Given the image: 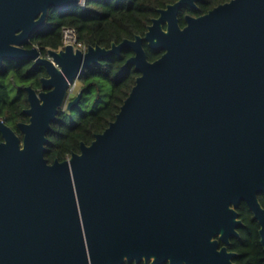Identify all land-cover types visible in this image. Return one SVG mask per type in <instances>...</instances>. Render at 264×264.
<instances>
[{
  "label": "water",
  "instance_id": "water-1",
  "mask_svg": "<svg viewBox=\"0 0 264 264\" xmlns=\"http://www.w3.org/2000/svg\"><path fill=\"white\" fill-rule=\"evenodd\" d=\"M161 8L145 35L111 47H27L52 7L81 0H0V64L34 60L24 141L1 121L0 264H238L231 240L246 202L264 244V0H231L201 16ZM145 42L163 50L149 58ZM131 48L140 72L116 118L68 158L46 157L81 75ZM47 89V90H46Z\"/></svg>",
  "mask_w": 264,
  "mask_h": 264
},
{
  "label": "trees",
  "instance_id": "trees-1",
  "mask_svg": "<svg viewBox=\"0 0 264 264\" xmlns=\"http://www.w3.org/2000/svg\"><path fill=\"white\" fill-rule=\"evenodd\" d=\"M176 1L86 0L84 5L68 9L52 7L46 24L34 33L27 46L37 45L45 53L48 48L58 49L63 43L64 27L72 26L77 31L78 40L86 46L99 44L111 47L113 42L145 35L153 19L159 15V9ZM224 1L227 0H205L201 3V10L194 12H206ZM145 47L151 60L164 52L149 48L146 42ZM133 54L131 48H125L120 54L93 64L81 75L79 88L83 95L80 104L72 109H61L48 133L51 141L46 157L50 162L56 158L64 160L73 152H80L83 142L90 144L95 135L103 132L116 118L140 74L134 65H125ZM46 73L44 66L33 65L32 60L4 59L0 64V116L13 123L26 120L23 108L28 103L23 97L24 87H41V77ZM79 106L83 111L76 114ZM259 198L264 206V193ZM238 211L243 224L239 228L240 236H234L229 247L238 253L235 261L238 264H264L261 224L246 202L241 203ZM140 264L147 263L143 261Z\"/></svg>",
  "mask_w": 264,
  "mask_h": 264
},
{
  "label": "flooded vegetation",
  "instance_id": "flooded-vegetation-1",
  "mask_svg": "<svg viewBox=\"0 0 264 264\" xmlns=\"http://www.w3.org/2000/svg\"><path fill=\"white\" fill-rule=\"evenodd\" d=\"M177 1H178V0H177ZM204 1H205V0H196V1H195L196 6H190V5H189V6H184V7H182V8L180 9V11H179V19H180V24H181L182 26H185V25L187 24V16H188V15H192V16H201V15H204V14L208 13L209 11H211L212 9H214L215 7L219 6L220 4H223V3L229 2V1H231V0H227V1H224V2H220L218 5L214 6L213 8L208 9L206 12L195 13L194 11H199V10H201V3L204 2ZM174 3H175V2H174ZM168 5H169V4H168ZM168 5H167V6H168ZM165 8H166V7H165ZM160 9H161V8H160ZM160 9H159V10H160ZM159 15H160V11H159ZM159 15H158V16H159ZM158 16H157V17H158ZM182 21H184L185 24H182ZM26 46H27V45H26ZM34 46H37V45H34ZM27 47H28V46H27ZM32 47H33V46H32ZM38 47H39V46H38ZM39 49H40V54H41L42 56H46V53H47V52H46V53L43 52V50H42L41 47H39ZM31 60H32V59H31ZM32 62H33V65H34V60H32ZM46 72H47V71H46ZM46 76H48V73H46V75H44V76L41 77V87L37 88V87H35V86H33V85H26V86L24 87L25 93H24L23 97L27 100V103H28V105H27L26 107L23 108V111H24V113L26 114V120H19V121L13 123V122L9 121L6 117H4V116H0V121H1L4 125L10 127V128H11V129H12V130H13V131H14V132L20 137V139H21V143H23V141H24V136H25V133H24L22 127H21V124H27V123H30V121H31V115L27 112V109H29L30 106H31V102H30V99H29V90H28V87H29V86L34 87L38 92L44 90L42 79H43V77H46ZM79 84H80V79L77 80V82H76V86H75L74 88L71 89V92L69 93L68 99H74V98L78 95V93L81 91V89L79 88ZM46 90H47V89H46ZM73 93H75L74 96H72ZM5 140H6V136H5L4 130H3V128H2V125H1V123H0V142H3V141H5Z\"/></svg>",
  "mask_w": 264,
  "mask_h": 264
},
{
  "label": "built area",
  "instance_id": "built-area-1",
  "mask_svg": "<svg viewBox=\"0 0 264 264\" xmlns=\"http://www.w3.org/2000/svg\"><path fill=\"white\" fill-rule=\"evenodd\" d=\"M86 0H81V5H84ZM72 44L75 48H81L86 50L88 46L78 40L77 31L72 26H66L63 29V43L58 49L65 48L67 45ZM77 82V81H76ZM76 82L73 85V88L76 86Z\"/></svg>",
  "mask_w": 264,
  "mask_h": 264
},
{
  "label": "rangeland",
  "instance_id": "rangeland-1",
  "mask_svg": "<svg viewBox=\"0 0 264 264\" xmlns=\"http://www.w3.org/2000/svg\"><path fill=\"white\" fill-rule=\"evenodd\" d=\"M75 93L72 94V96H74ZM67 107H64V109H66ZM83 111V107L82 106H79L76 110V114H79Z\"/></svg>",
  "mask_w": 264,
  "mask_h": 264
}]
</instances>
